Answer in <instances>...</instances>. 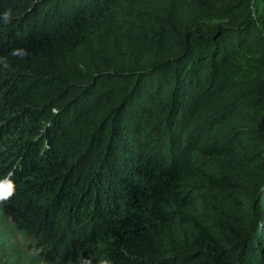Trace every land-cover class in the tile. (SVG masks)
<instances>
[{
    "label": "trees",
    "instance_id": "obj_1",
    "mask_svg": "<svg viewBox=\"0 0 264 264\" xmlns=\"http://www.w3.org/2000/svg\"><path fill=\"white\" fill-rule=\"evenodd\" d=\"M263 10L0 0V213L42 261L264 264Z\"/></svg>",
    "mask_w": 264,
    "mask_h": 264
},
{
    "label": "rangeland",
    "instance_id": "obj_2",
    "mask_svg": "<svg viewBox=\"0 0 264 264\" xmlns=\"http://www.w3.org/2000/svg\"><path fill=\"white\" fill-rule=\"evenodd\" d=\"M264 12V10H263ZM262 52V49L256 50L254 52H248V57L259 56V53ZM0 222H6L8 226L9 233L5 235L6 238H9L11 246L16 248L15 252H12V259L7 264H49L42 261L38 255L35 253L33 242L29 240L23 231L18 230L14 227L10 219L1 217L0 213ZM8 236V237H7ZM7 261H5L6 264Z\"/></svg>",
    "mask_w": 264,
    "mask_h": 264
},
{
    "label": "clouds",
    "instance_id": "obj_3",
    "mask_svg": "<svg viewBox=\"0 0 264 264\" xmlns=\"http://www.w3.org/2000/svg\"><path fill=\"white\" fill-rule=\"evenodd\" d=\"M3 18L7 21L10 18V12L5 11ZM15 192V186L11 179L0 181V201H7Z\"/></svg>",
    "mask_w": 264,
    "mask_h": 264
}]
</instances>
